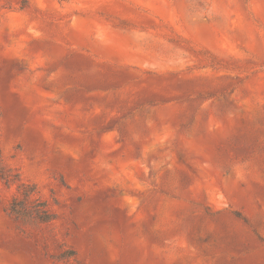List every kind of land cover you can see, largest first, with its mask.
<instances>
[{
  "label": "rangeland",
  "instance_id": "rangeland-1",
  "mask_svg": "<svg viewBox=\"0 0 264 264\" xmlns=\"http://www.w3.org/2000/svg\"><path fill=\"white\" fill-rule=\"evenodd\" d=\"M0 165V264H264V0H0Z\"/></svg>",
  "mask_w": 264,
  "mask_h": 264
},
{
  "label": "trees",
  "instance_id": "trees-1",
  "mask_svg": "<svg viewBox=\"0 0 264 264\" xmlns=\"http://www.w3.org/2000/svg\"><path fill=\"white\" fill-rule=\"evenodd\" d=\"M0 177L4 180H7L8 181V175H7V172L1 167L0 165ZM13 213L17 214V215H21L22 214V211H19V210H16V203L14 204L13 206Z\"/></svg>",
  "mask_w": 264,
  "mask_h": 264
}]
</instances>
